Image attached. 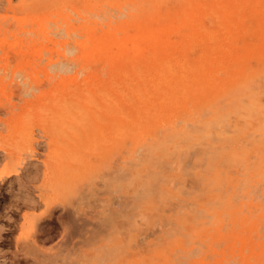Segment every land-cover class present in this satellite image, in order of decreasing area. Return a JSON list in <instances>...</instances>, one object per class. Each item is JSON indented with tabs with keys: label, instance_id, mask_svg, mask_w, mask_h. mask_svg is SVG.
Masks as SVG:
<instances>
[{
	"label": "rangeland",
	"instance_id": "rangeland-1",
	"mask_svg": "<svg viewBox=\"0 0 264 264\" xmlns=\"http://www.w3.org/2000/svg\"><path fill=\"white\" fill-rule=\"evenodd\" d=\"M263 30L264 0H0V143L18 151L23 123L37 149L19 179L0 181V264H264ZM92 47L127 50L118 107L139 116L84 143L87 163L65 202L30 231L45 211L34 185L49 152L39 115L48 73L67 62L63 53ZM197 63L205 90L167 81L168 65ZM7 160L0 150V171Z\"/></svg>",
	"mask_w": 264,
	"mask_h": 264
},
{
	"label": "bare ground",
	"instance_id": "bare-ground-1",
	"mask_svg": "<svg viewBox=\"0 0 264 264\" xmlns=\"http://www.w3.org/2000/svg\"><path fill=\"white\" fill-rule=\"evenodd\" d=\"M12 1L13 0H9L10 3ZM22 1H25V0H22ZM29 3L30 2H28L27 4H29ZM134 46L136 47L137 45H134ZM126 51L127 50H124V49H119V50L115 51V50H112V49H109V48H102V47L82 48V49L78 50V52H75V50H71L70 52L73 53L74 55L72 54L73 56L68 57L66 54L63 53V57L66 58L67 62H63L62 64H60L58 66H55L56 67L55 68L56 69L55 70V75H52V74L48 73V76L51 77V79L49 78V80H50L49 81L50 90H48V92H45V93L43 92V93L48 95V99L47 100H49V101L46 104L43 103L44 104L43 105V110L39 112V115H40V119L43 121V125H44L43 129H44L45 135L47 137V145L49 147V152H48V154L45 155V158L40 159V162L44 166L43 176H42L43 178L41 180V183L40 184H36L35 183V185H34L36 191L39 192L40 198L44 199V201H45V205H44L45 206V211L42 214L38 215L36 220H33L34 217H32V221L27 222L28 223V229L30 231L32 229L36 228V226L38 225V222L40 221V218H41L42 215H45V214L51 215L52 210H53V206L56 204V202L58 200H62L61 199V194H63L66 191V189L71 188V186L76 182V180H77L76 178L79 176V173L86 166L87 161H85L84 156L82 155L83 148H84L83 147L84 143L86 141H91V140L93 141L94 137H96L100 133H104V131L107 130L110 125L117 123V121L121 117L126 118L127 123L129 125H131V124H133L135 122V117L139 116L140 108H138L137 111H134V112L133 111H129V113L128 112L124 113L123 111H120V109L118 107V104H119L118 103V97L120 95H119L118 82H117V73H118L117 72V65H118L117 64V60ZM63 60H64V58H63ZM50 64L52 66V64H53L52 60L50 61ZM55 64H58V63H55ZM29 65H31V64H29ZM99 65H102L103 67H106V66L109 67V70H110L109 71V78H103L102 76H100V73H101L100 69L101 68L99 67ZM27 66H28V64H27ZM73 67L76 68L75 69V74L76 75L74 77H70L68 73L70 71H72ZM77 67H79V68L77 69ZM167 67L169 68L170 73H171V74L169 73L171 78L167 79V81H170V80L173 81L174 85H175L174 87H178L181 84L182 85V89L186 92V87L185 86H186L187 82L191 81V79H192L193 82H196V85H199L194 90L197 91V90H201V89H203V90L206 89V86L204 85V77H205V75L207 73V68L205 67V64H201V63H197V64H193V65H185V64H183L181 66V70H176V71L173 70L172 65H168ZM52 71H54V70H52ZM80 72H83L86 76L84 78L78 80V78H79L78 74ZM191 75H192V77H191ZM0 81H3V79L0 78ZM124 96H126V94H124ZM222 98H223V96H222ZM220 100H221V98H220ZM14 110H16V108ZM14 110H11L10 113H14ZM244 116H245V114H244ZM138 120H140V118ZM139 122H141V121H139ZM14 123L11 125L13 127L10 126V129L17 127L16 122H14ZM18 128H19L20 132L22 133L21 137H22V141H23V145L19 148L18 151H16L13 148L7 147L6 145H3L2 142L0 143V150H3L5 152V157L8 159L6 162H4L1 165L0 181H2V182L5 181L6 178H10L12 180L13 176H16V179H19L20 173L26 168V165L28 164V162H26L27 156L30 157V158L32 157L33 159H35L36 155H37V152H36L37 149H35L36 146L34 147L35 139H34V136H33V133H32L31 126L29 124L20 123ZM169 128H170V126H169ZM226 129L229 130L230 128L228 129L226 127ZM260 130L264 133V123L260 124ZM226 133H228V132H226ZM207 134H205L204 136H206ZM250 134H251V132H250ZM252 134H253V132H252ZM209 135H211V133ZM111 137L113 138L114 135H112ZM211 137H212V135H211ZM213 137H215V135ZM236 137L237 136H235V138ZM243 138H245V137H243ZM207 139H208V137H207ZM212 139L214 140V138H212ZM245 139H247V138H245ZM165 140H166V138H165ZM196 144H197V142H196ZM242 144H244V143H242ZM200 145H202L201 139H200ZM198 147H196V148H198ZM239 147H241V145ZM188 148L190 149V147H188ZM201 148H204V147L200 146V149ZM235 148H236V146H235ZM104 149L105 148L101 147L100 150L98 151V154L101 155L104 152ZM184 150H185V148H184ZM185 151H188V150H185ZM184 153H182V155ZM250 156H252V155H250ZM135 158H137V157H135ZM233 159H235V158H233ZM220 161H221V159H220ZM225 161H226V159H225ZM252 162H253V160H252ZM201 163H203V162H201ZM149 164H150V162H149ZM224 164H225V162H224ZM134 165H136V164H134ZM184 167H185V165H184ZM192 167H195V166L193 165ZM251 167H253V165H251ZM147 169H149V168H147ZM183 169H185V168H183ZM191 171L193 172V168H192ZM146 173H147V171H146ZM33 175H35V174H33ZM141 176H139V177H141ZM206 177H204V178H206ZM23 179H25V178H23ZM34 179H36V178H34ZM205 180H207V179H205ZM10 182H12V181H10ZM31 182H32V180H31ZM27 183H28V181H27ZM152 183H151V185H152ZM204 184H207V183H204ZM115 186H116V184H115ZM117 187H119V186H117ZM151 190H152V188H151ZM202 190H205V188H203ZM225 191H227V190H225ZM237 191H238V189H237ZM258 191H260V190H258ZM140 193H139V196H140ZM239 193L240 192H238V194ZM253 194H255V193H253ZM82 196H83V194H82ZM152 196H153V193H152ZM179 199H180V197H179ZM256 199H257V196H256ZM258 199H259V197H258ZM62 201L65 202L64 199ZM179 205H181V204H179ZM136 206H138V205H136ZM208 206H210V205H208ZM131 209H133V207ZM185 211H187V210H185ZM132 213H134V212H132ZM216 213H218V212H216ZM231 213H232V211H231ZM128 215L130 216V214H128ZM129 216H127V217L130 219V217L132 215L130 217ZM133 216H136V213H134ZM199 216H201V215H199ZM145 218H147V217L145 216ZM191 219H193V218H191ZM28 220L29 219H27V221ZM105 220L106 219H104V221ZM219 221L221 222L222 219L218 218L217 222H219ZM25 222H26V220H25ZM105 222H106V224H109V223H107L108 222L107 220ZM188 222H191V221L189 220ZM196 222H198V220ZM140 223H141V221H140ZM129 224H128V226H129ZM195 224H197V223H195ZM140 225L141 224H139V226ZM111 226L114 227V222L113 221L111 223ZM131 226H129V227L131 228ZM23 228H24V226H23ZM230 228H231V226H230ZM104 229L105 230H103V229L102 230L106 231V228H104ZM24 231H26V230H24ZM93 232H95V231H93ZM250 233H251V231H250ZM23 234H25V233H23ZM187 234H189V233H187ZM229 236H230V234H229ZM91 238H93V236ZM189 239H191V238H189ZM96 240H98V239H96ZM195 243H197L200 246V244L198 242L195 241ZM194 250H196V248H194ZM194 254H196V253L193 252V255ZM173 255L176 256V258H177L176 254H173ZM193 255H192V257H193ZM185 262H187V261H185Z\"/></svg>",
	"mask_w": 264,
	"mask_h": 264
}]
</instances>
